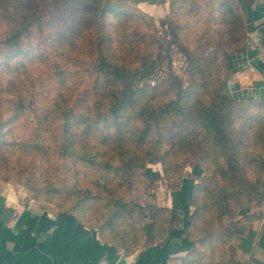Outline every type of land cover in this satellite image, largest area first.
Masks as SVG:
<instances>
[{
  "label": "rangeland",
  "instance_id": "1",
  "mask_svg": "<svg viewBox=\"0 0 264 264\" xmlns=\"http://www.w3.org/2000/svg\"><path fill=\"white\" fill-rule=\"evenodd\" d=\"M241 2L166 0L152 13L128 0H0V36L20 29L16 54L0 47V185L24 206L77 214L127 258L183 225L171 204L189 180L188 264H224L240 217L264 212V100L223 93L229 58L254 44ZM115 35L132 36L137 55L123 62L143 58L148 74L123 80L144 92L107 119L88 108L99 100L86 70L90 38ZM59 62L75 72L66 83ZM64 93L77 110L59 121Z\"/></svg>",
  "mask_w": 264,
  "mask_h": 264
},
{
  "label": "crops",
  "instance_id": "2",
  "mask_svg": "<svg viewBox=\"0 0 264 264\" xmlns=\"http://www.w3.org/2000/svg\"><path fill=\"white\" fill-rule=\"evenodd\" d=\"M128 1L152 13L166 4V0ZM241 11L254 44L245 53L229 58L231 74L224 87L235 98L264 99V46L260 33L264 27V0H242ZM173 193L171 214H180L182 222L187 221L189 194L183 189ZM247 215L240 217L243 229L231 239V251L224 264H264V212ZM192 246L182 225L169 231L159 243L129 255L127 261L188 264ZM117 257L120 258L117 248L75 213L24 206L13 191L0 185V264H113Z\"/></svg>",
  "mask_w": 264,
  "mask_h": 264
},
{
  "label": "trees",
  "instance_id": "3",
  "mask_svg": "<svg viewBox=\"0 0 264 264\" xmlns=\"http://www.w3.org/2000/svg\"><path fill=\"white\" fill-rule=\"evenodd\" d=\"M21 6V5H20ZM10 19V18H9ZM19 18H12V20L17 21ZM127 21V20H126ZM125 20L122 18H119V22L125 24ZM128 22V21H127ZM106 25V22L104 23ZM107 35L106 31H102V34ZM20 34V29L18 26H12L9 27L7 30L1 33L0 36V47L3 50H7L10 54H7L8 56H12L13 54H16L18 49H17V38ZM117 34V33H116ZM115 38L118 39L116 41H112L110 39H103L101 37L95 38H90L91 44L94 45V53L97 55V60L96 62L92 63V66H89V68L86 70L90 71L89 76L93 78V83H92V91L94 92L96 100H99V104H94L88 106L90 110H100L102 113L101 115L104 116L105 118H110L111 116H115L117 113H121L122 110L128 108L129 106H135L137 99L139 97V93L144 92L143 88H135L133 87V83L131 81H123L125 79H130L133 74L140 72L143 74H148V69L147 66L145 65V60L141 61V66L139 67H132L134 62H123L125 58H131L135 57L137 55V48L135 46V42L132 39V36L130 38H123L121 35L116 36ZM99 39H102L99 41ZM15 40L14 42H12ZM111 41L112 45L115 43V48L111 46ZM12 42V43H10ZM15 53H14V52ZM56 54L62 55L67 53L65 48L61 47H56L55 49ZM144 67L143 70H141ZM229 69L230 66L228 64ZM51 72L57 76L63 75L64 83L67 82V80L70 78V75H74V71L70 70V68L63 66L60 62L55 65V68H51ZM85 72V70H84ZM77 75V73L75 74ZM88 77V74H86ZM136 75V74H135ZM225 83V82H224ZM223 83V93L225 94L226 97L231 98L232 100L235 101H243V100H253L255 98L253 97H243V98H235L231 95H229L226 92V89L224 87ZM116 84H123L122 90H116ZM117 94H120L124 99L125 103L124 104H119L116 102L117 100ZM67 94L64 93V95H60L59 99L60 102H57V108L59 110V121L61 120H66L67 117L70 114H66V112L71 113L73 110L76 108L75 103L71 104L68 101ZM259 100V99H257ZM264 100V99H262ZM102 109V110H101ZM77 110V108H76ZM66 115V116H65ZM65 117V119H63ZM84 117V116H82ZM206 123L208 124L207 118L205 119ZM67 125V124H66ZM76 125H80L79 123H76ZM81 127L83 128V132L85 133L89 131V128L87 124H84ZM85 130V131H84ZM78 134V133H76ZM76 136V135H74ZM189 181V180H188ZM187 180L184 181V186L182 185V189L185 190L191 198L193 197V191L195 188V183L191 185L189 184ZM77 215V214H76ZM190 213L188 214L187 221H183V225L185 227V233L186 235L191 239L193 242V236L190 235V221L191 218H189ZM192 215V214H191ZM172 219L174 217H171ZM118 259V257H117ZM117 259L113 262V264L116 263Z\"/></svg>",
  "mask_w": 264,
  "mask_h": 264
},
{
  "label": "water",
  "instance_id": "4",
  "mask_svg": "<svg viewBox=\"0 0 264 264\" xmlns=\"http://www.w3.org/2000/svg\"><path fill=\"white\" fill-rule=\"evenodd\" d=\"M262 45L264 46V27L260 28ZM115 264H128L127 258L120 257Z\"/></svg>",
  "mask_w": 264,
  "mask_h": 264
}]
</instances>
